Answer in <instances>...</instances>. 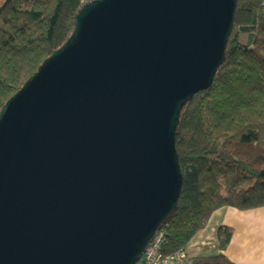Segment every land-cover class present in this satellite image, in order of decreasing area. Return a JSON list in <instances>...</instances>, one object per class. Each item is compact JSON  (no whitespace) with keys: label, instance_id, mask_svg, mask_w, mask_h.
<instances>
[{"label":"water","instance_id":"obj_1","mask_svg":"<svg viewBox=\"0 0 264 264\" xmlns=\"http://www.w3.org/2000/svg\"><path fill=\"white\" fill-rule=\"evenodd\" d=\"M237 0H92L0 111V264H137L177 207L183 105Z\"/></svg>","mask_w":264,"mask_h":264},{"label":"trees","instance_id":"obj_2","mask_svg":"<svg viewBox=\"0 0 264 264\" xmlns=\"http://www.w3.org/2000/svg\"><path fill=\"white\" fill-rule=\"evenodd\" d=\"M83 0H3L0 5V111L40 64L63 45ZM176 150L183 171L167 216L165 251L187 249L226 205H264V0H237L225 56L212 84L182 107ZM232 229L218 228L219 248ZM183 264H231L221 252Z\"/></svg>","mask_w":264,"mask_h":264},{"label":"crops","instance_id":"obj_3","mask_svg":"<svg viewBox=\"0 0 264 264\" xmlns=\"http://www.w3.org/2000/svg\"><path fill=\"white\" fill-rule=\"evenodd\" d=\"M229 226L232 235L224 249L218 244V228ZM190 257L223 253L231 264H264V205L241 209L226 205L216 209L206 226L187 245Z\"/></svg>","mask_w":264,"mask_h":264},{"label":"built area","instance_id":"obj_4","mask_svg":"<svg viewBox=\"0 0 264 264\" xmlns=\"http://www.w3.org/2000/svg\"><path fill=\"white\" fill-rule=\"evenodd\" d=\"M90 2L92 0H83ZM167 236L164 228H160L146 247L141 260L137 264H183L188 258L187 250L179 249L166 252L164 247Z\"/></svg>","mask_w":264,"mask_h":264},{"label":"rangeland","instance_id":"obj_5","mask_svg":"<svg viewBox=\"0 0 264 264\" xmlns=\"http://www.w3.org/2000/svg\"><path fill=\"white\" fill-rule=\"evenodd\" d=\"M2 1H3V0H0V5H1Z\"/></svg>","mask_w":264,"mask_h":264}]
</instances>
